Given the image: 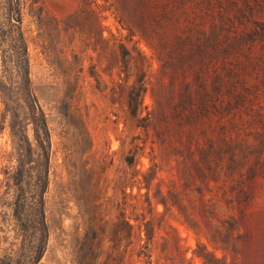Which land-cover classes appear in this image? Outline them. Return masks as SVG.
<instances>
[{"label":"rangeland","instance_id":"rangeland-1","mask_svg":"<svg viewBox=\"0 0 264 264\" xmlns=\"http://www.w3.org/2000/svg\"><path fill=\"white\" fill-rule=\"evenodd\" d=\"M0 264H264V0H0Z\"/></svg>","mask_w":264,"mask_h":264},{"label":"trees","instance_id":"trees-1","mask_svg":"<svg viewBox=\"0 0 264 264\" xmlns=\"http://www.w3.org/2000/svg\"><path fill=\"white\" fill-rule=\"evenodd\" d=\"M7 8L9 10H13L15 12L20 11V0H6ZM17 21H19V17L16 18ZM32 106V116L34 118L35 122L41 123L43 125H46V120L44 113L42 111V108L40 107L37 99L33 96V101L31 102ZM44 159H45V169H44V177H43V182L42 184L39 185V206L37 208L36 216H37V222L41 225V229L46 230V224L44 220V212H43V198H42V193L45 190L46 183H47V168L49 165V153L43 154ZM38 260V258H37Z\"/></svg>","mask_w":264,"mask_h":264}]
</instances>
